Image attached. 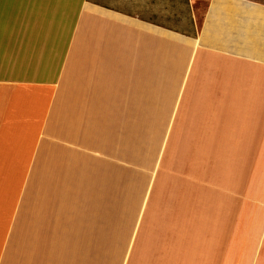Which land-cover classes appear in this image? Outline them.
Here are the masks:
<instances>
[{
	"label": "crops",
	"instance_id": "1",
	"mask_svg": "<svg viewBox=\"0 0 264 264\" xmlns=\"http://www.w3.org/2000/svg\"><path fill=\"white\" fill-rule=\"evenodd\" d=\"M0 264H264V0H0Z\"/></svg>",
	"mask_w": 264,
	"mask_h": 264
}]
</instances>
